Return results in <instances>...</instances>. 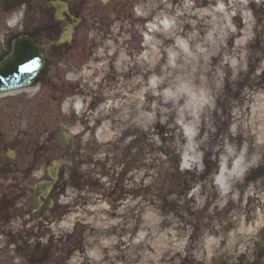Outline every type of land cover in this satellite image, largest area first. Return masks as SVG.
I'll list each match as a JSON object with an SVG mask.
<instances>
[{"label": "clouds", "instance_id": "1", "mask_svg": "<svg viewBox=\"0 0 264 264\" xmlns=\"http://www.w3.org/2000/svg\"><path fill=\"white\" fill-rule=\"evenodd\" d=\"M48 6L0 17V59ZM261 10L84 0L70 40L38 37L41 78L0 94V193L15 197L0 264H29L37 245L46 264H264Z\"/></svg>", "mask_w": 264, "mask_h": 264}, {"label": "flooded vegetation", "instance_id": "2", "mask_svg": "<svg viewBox=\"0 0 264 264\" xmlns=\"http://www.w3.org/2000/svg\"><path fill=\"white\" fill-rule=\"evenodd\" d=\"M21 2L28 3V0H0V17H2L8 10L15 7ZM45 2L49 5L45 9L47 15V23L40 25L38 28L34 29L31 32H25L20 36L14 37L10 41L11 49L13 42L24 38H26V43L27 40H29L30 42L32 43L35 42L37 44L38 37H40L41 35L47 36L49 39H55L62 32L60 36V40L68 41L71 39L72 31L78 22L76 16L82 13L84 0H79V2H77V0H45ZM29 9L32 10L31 3H29ZM19 45L23 46V43H20ZM56 51H59V49H56ZM36 78L39 79L41 77H36ZM17 99L19 101H15ZM22 100L23 98H16V99L13 98L10 101V105H9L10 108L14 109L16 107V104L23 103ZM36 106L38 107L35 110L39 114L48 115L50 111L48 103L43 108H40L38 104H36ZM3 117H4V111L2 108H0V121L3 120ZM0 147H3L4 150H6L7 145H0ZM12 154L13 153L9 152V155ZM9 172L10 169L8 168L7 164H4L3 167H0V174L7 175L9 174ZM54 175H55V171H54ZM46 187H51L50 181L42 180L37 187L36 195L38 196ZM23 194L24 193L21 192V195ZM44 194L46 195L47 192H44ZM14 198L15 197L11 192L0 193V213H4L5 217L7 216L8 210L11 207L12 200ZM34 205H35V201H34ZM258 247H264V244L258 245ZM37 249H38V254L31 256L30 260H37V262H39L40 260H47L50 255L49 249L45 248L43 250H39V245H37ZM259 255H264V248L260 249ZM29 264H34V261L30 262ZM216 264H221V261H217Z\"/></svg>", "mask_w": 264, "mask_h": 264}, {"label": "rangeland", "instance_id": "3", "mask_svg": "<svg viewBox=\"0 0 264 264\" xmlns=\"http://www.w3.org/2000/svg\"><path fill=\"white\" fill-rule=\"evenodd\" d=\"M262 11H264V10H262ZM262 42H264V31L261 34L258 32L257 37H256V41L253 45H251V47H253V48L260 47ZM18 98H22V97H18ZM15 101H19V100L17 99ZM22 101L25 105H27L29 103L28 101H25V100H22ZM34 107H35V109L38 107V106H36V103L34 104Z\"/></svg>", "mask_w": 264, "mask_h": 264}, {"label": "bare ground", "instance_id": "4", "mask_svg": "<svg viewBox=\"0 0 264 264\" xmlns=\"http://www.w3.org/2000/svg\"><path fill=\"white\" fill-rule=\"evenodd\" d=\"M260 32H262V31H260Z\"/></svg>", "mask_w": 264, "mask_h": 264}]
</instances>
